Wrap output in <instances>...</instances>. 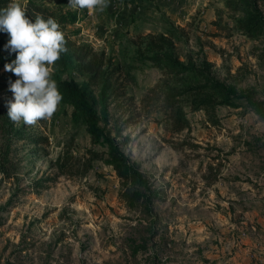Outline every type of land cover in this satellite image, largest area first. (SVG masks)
I'll return each mask as SVG.
<instances>
[{"label":"rangeland","instance_id":"1","mask_svg":"<svg viewBox=\"0 0 264 264\" xmlns=\"http://www.w3.org/2000/svg\"><path fill=\"white\" fill-rule=\"evenodd\" d=\"M256 1L264 13V0ZM52 2L72 9L68 0L45 3ZM248 4L107 0L103 11L77 10L81 18L66 27L70 39L121 67L126 93L110 101L111 119L101 125L156 193L155 234L139 209L127 207L119 179L101 160L82 176L45 181L63 151L82 156L94 146L67 104L35 124L11 121L8 88L0 91V152L10 142L0 165V264H264V114L244 101L207 111L185 106L189 129L170 136L142 110V94L162 75L136 52L139 37L169 32L180 61L206 60L210 75L252 88L264 102V24L251 35L235 24ZM58 73L80 80L73 64L61 71L54 63L52 76ZM17 130L45 135L49 145H28ZM164 137L196 146L177 151ZM215 173L213 183L202 179ZM40 179L44 186L36 187Z\"/></svg>","mask_w":264,"mask_h":264},{"label":"trees","instance_id":"2","mask_svg":"<svg viewBox=\"0 0 264 264\" xmlns=\"http://www.w3.org/2000/svg\"><path fill=\"white\" fill-rule=\"evenodd\" d=\"M47 0H0V8L7 7L12 2L19 3L26 9V15L34 21L37 14L45 19L54 18L60 25L66 41V51L61 53L55 64L61 71H66L73 64L74 70L80 75V80L72 76L61 77L54 74L59 91L62 94L60 103L72 108V122L80 121L90 137L92 148L86 150L82 156L63 151L56 159V172L53 177L45 181H53L58 176L84 175L93 167V162L101 160L110 166L120 182L119 195L126 202L128 208H137L150 221L147 231L152 236L157 217L154 210L156 193L149 179L138 169L131 158L120 148L116 138L106 131L101 121L109 123L111 117L108 105L114 98L125 95L126 83L120 71L103 52H95L89 44L77 45L66 33V27L77 22L80 12L73 9H63L45 3ZM237 29L246 35L255 34L259 26L264 24V13L256 0H249V4L242 15L235 19ZM9 35L0 32V91L8 89V84L17 77L4 69V64L15 59V53H9L4 48ZM139 57L150 62L161 72L159 80L149 86L140 98L142 110L146 116L155 114V122L164 132L175 136L189 129L187 111L208 110L214 106H237L239 102H246L257 114H264V102L254 98L252 88H239L235 84L225 83L210 75L212 64L203 61L195 64L191 59L185 63L180 61L175 52V41L169 32L149 33L139 37L137 43ZM111 95H114L111 97ZM100 104L101 112L96 106ZM7 115V114H6ZM6 117V116H5ZM120 134V129H116ZM20 137L28 145H49L48 137L31 133L24 135L18 131ZM16 133V134H17ZM8 140V139H7ZM171 148L180 151L184 146L195 147L196 144L186 139L174 140L163 138ZM4 151H1L0 165L5 166L8 158L10 142L6 141ZM8 160V159H7ZM6 169H3L5 172ZM70 172V173H69ZM72 172V173H71ZM7 174L8 173H4ZM207 183L216 180V173L202 176ZM43 179L34 181L36 187H43Z\"/></svg>","mask_w":264,"mask_h":264},{"label":"clouds","instance_id":"3","mask_svg":"<svg viewBox=\"0 0 264 264\" xmlns=\"http://www.w3.org/2000/svg\"><path fill=\"white\" fill-rule=\"evenodd\" d=\"M106 4L107 0H68L73 10L103 11ZM0 32L9 35L4 48L15 53V59L4 64L17 77L8 84L14 97L7 102L8 118L26 125L50 118L62 100L52 76L54 63L66 51L59 23L41 14L33 21L25 7L12 2L0 8Z\"/></svg>","mask_w":264,"mask_h":264}]
</instances>
